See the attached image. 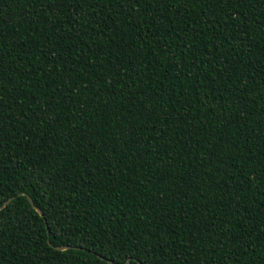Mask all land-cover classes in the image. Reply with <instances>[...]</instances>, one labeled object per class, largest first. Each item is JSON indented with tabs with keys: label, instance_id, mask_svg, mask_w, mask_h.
<instances>
[{
	"label": "trees",
	"instance_id": "trees-1",
	"mask_svg": "<svg viewBox=\"0 0 264 264\" xmlns=\"http://www.w3.org/2000/svg\"><path fill=\"white\" fill-rule=\"evenodd\" d=\"M11 197L0 264H264V0H0Z\"/></svg>",
	"mask_w": 264,
	"mask_h": 264
},
{
	"label": "water",
	"instance_id": "water-1",
	"mask_svg": "<svg viewBox=\"0 0 264 264\" xmlns=\"http://www.w3.org/2000/svg\"><path fill=\"white\" fill-rule=\"evenodd\" d=\"M20 195H21V196H26V195L23 194V193H21ZM13 199H14V197H11V198L7 199L6 201H4L3 204L0 206V210L3 209L7 204H9ZM27 199H28L30 205H32V207L34 208V210L39 214V216H40L41 218H43L44 224H45V226L47 227V224H46L45 219H44V215H43V213L41 212V210L33 205V202H32V200H31L30 197L27 196ZM56 250H58V251H65V250H83V249H81V248H79V247H72V246H60V247H56ZM96 256H97L99 259L104 260V261H106V262L109 263V264H115L113 261L106 260V259H104L103 257L98 256V255H96ZM131 261L136 262L137 264H142V263L138 262V261L135 260V259H128L124 264H130Z\"/></svg>",
	"mask_w": 264,
	"mask_h": 264
}]
</instances>
